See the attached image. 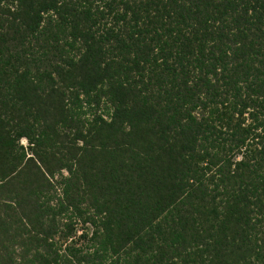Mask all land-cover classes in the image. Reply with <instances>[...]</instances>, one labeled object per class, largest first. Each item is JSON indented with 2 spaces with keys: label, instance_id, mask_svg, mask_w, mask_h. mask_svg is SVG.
I'll list each match as a JSON object with an SVG mask.
<instances>
[{
  "label": "trees",
  "instance_id": "trees-1",
  "mask_svg": "<svg viewBox=\"0 0 264 264\" xmlns=\"http://www.w3.org/2000/svg\"><path fill=\"white\" fill-rule=\"evenodd\" d=\"M73 263L264 264V0H0V264Z\"/></svg>",
  "mask_w": 264,
  "mask_h": 264
},
{
  "label": "rangeland",
  "instance_id": "rangeland-1",
  "mask_svg": "<svg viewBox=\"0 0 264 264\" xmlns=\"http://www.w3.org/2000/svg\"><path fill=\"white\" fill-rule=\"evenodd\" d=\"M22 143L24 145H27L26 140H23ZM92 233H93V227L90 224H85L80 220H77L75 224L74 232L70 236L69 240L63 244V247H65L68 244H73L77 248L91 253L93 250L92 247L93 243L91 240ZM73 264H77V263H73Z\"/></svg>",
  "mask_w": 264,
  "mask_h": 264
}]
</instances>
